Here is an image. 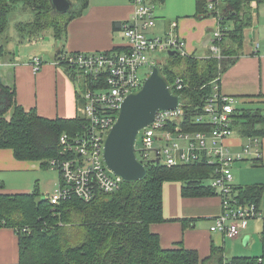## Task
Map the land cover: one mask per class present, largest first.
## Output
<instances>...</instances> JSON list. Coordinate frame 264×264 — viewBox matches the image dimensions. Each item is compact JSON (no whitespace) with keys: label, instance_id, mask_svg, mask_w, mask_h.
I'll use <instances>...</instances> for the list:
<instances>
[{"label":"trees","instance_id":"trees-1","mask_svg":"<svg viewBox=\"0 0 264 264\" xmlns=\"http://www.w3.org/2000/svg\"><path fill=\"white\" fill-rule=\"evenodd\" d=\"M254 1L258 5L261 0H224L220 5L222 34L215 40L220 48V59L211 52L203 57L175 52L158 64L173 93L184 104L186 116L181 123L186 129L202 128L191 121L190 115L202 110L213 92V81L242 53L244 30L252 24ZM17 2H22L33 13L31 21L18 24L21 41L24 38L30 41L46 30H51L53 38L60 41L69 21L84 11L89 0H71L72 7L64 13L55 11L50 0H0V38L8 26L9 12ZM153 2L161 5L165 0ZM195 16L211 17L204 0H196ZM3 49L4 44L0 46V54ZM122 49L123 46H117L112 50ZM61 52L59 49L55 59ZM63 66L74 81V71ZM178 77L184 82L181 90L174 87ZM261 97L264 96L255 98ZM75 100L77 103L76 94ZM234 115V130L240 136L264 137L261 108L236 106ZM83 124L78 114L71 118H46L33 109L26 111L16 102L15 86L6 84L0 77V149H11L17 160L40 161L43 169L49 168V160L61 156V134L71 135ZM144 166L147 173L143 179L122 182L120 188L111 193L97 190L89 201L73 195L51 205L47 197L41 195L37 183L30 192H0V227L12 228L17 235V264H264L263 226L261 252L255 256L226 258L223 248L213 244L209 256L202 259L196 250L181 243L163 248L151 225L166 221L164 184L179 182L181 196L187 199L217 197L206 183L212 167L199 162L172 166L147 163ZM234 189L243 202L260 206L263 189L260 184ZM178 220L184 228L194 221L189 217Z\"/></svg>","mask_w":264,"mask_h":264},{"label":"built area","instance_id":"built-area-1","mask_svg":"<svg viewBox=\"0 0 264 264\" xmlns=\"http://www.w3.org/2000/svg\"><path fill=\"white\" fill-rule=\"evenodd\" d=\"M224 0H204L207 12L216 19V26L210 39L211 54L220 59L221 52L215 40L222 29L219 23L220 5ZM132 15L121 22L124 38L120 51H62L56 65H66L74 71V83L79 89L77 114L84 121L81 129L74 133H62L60 155L49 160L50 168L59 173L57 186L46 196L51 205L61 199L76 196L85 201L93 198L95 192L111 193L123 182L113 175L103 161V145L125 97L143 84L151 72L152 65H158L163 57L160 52H178L185 56V41L174 32L176 22L170 24L165 36H149L147 31L154 26L153 4L146 0H132ZM34 72H38L44 60L33 56L29 60ZM1 65V62H0ZM146 68L148 72L144 73ZM220 77L213 81L212 94L206 99L202 110L190 115L193 123L201 125L199 130L186 129L184 104L174 109L159 110L154 120L141 128L142 146L136 149V157L142 164L158 163L166 166L206 163L212 167L207 185L213 188L220 199V213L210 225L211 232H218L228 238H235L249 227L250 221H259L264 227V208L255 203L242 201L234 189L232 165L242 161H257L261 157V138L242 137L239 144H230L233 137L234 114L238 100L220 90ZM176 90L184 87L182 78L174 81ZM172 90V86L170 85ZM173 92V90H172ZM238 149H232V146ZM24 230V229H23Z\"/></svg>","mask_w":264,"mask_h":264},{"label":"crops","instance_id":"crops-1","mask_svg":"<svg viewBox=\"0 0 264 264\" xmlns=\"http://www.w3.org/2000/svg\"><path fill=\"white\" fill-rule=\"evenodd\" d=\"M169 1H171L170 4L160 6L153 12L156 20L147 34L155 36V32L158 33L161 29L160 24L166 25L167 28L169 26L170 29V24L176 22L174 32L185 41L186 52L199 57L207 56L210 52L212 35L210 32L217 24L216 19L195 16L196 0H180L178 8L176 0ZM254 5H256L255 1L252 3L253 11L258 8ZM172 6L176 9L171 8ZM133 10L132 0H89L84 11L69 21L62 40L57 41L53 38L54 42H49L52 46L49 49L54 53L53 58L50 61L46 59L47 61H44L38 72L33 71L29 60L33 56L42 57L40 52V54L32 53L21 60L15 55L13 46L6 45L0 40V46L4 44V49L0 54V77L6 84L15 86L16 102L26 111L33 109L38 115L46 118L74 117L77 114L75 83L64 69L54 63L55 54L59 49L67 52H90L108 51L117 46H123L125 41L120 23L127 20ZM250 33L251 30L248 27L245 28L242 53L220 76L221 92L234 96L237 100L250 101L257 96H264V50L260 51L256 36L247 37ZM34 40L30 42H35ZM44 58L42 57L43 60ZM259 99H264V97ZM240 141L238 135L231 137L228 143L239 144ZM231 148L238 149L236 145ZM260 149L259 160L242 161L235 164L233 182L235 186L260 184L263 189L259 205L264 208V137L261 138ZM42 169L40 161L17 160L11 149L1 148L0 192L32 191L33 185L35 186L32 178ZM53 180L54 191L59 175L57 174ZM39 189L43 197L53 193L42 187L40 182ZM182 199L187 200L183 197ZM190 203L191 205L202 203L206 211L203 210L200 214L208 216H199L195 206L188 208L189 206L183 203L179 211L175 213L164 212L166 221L151 225V230L159 235L163 248L175 247L181 243L186 248L196 250L202 259L209 256L211 244H213L215 247H222L224 256L228 258L227 252L232 254L240 249L236 241L242 239L244 243L246 236L245 244L252 241L250 234L246 233L249 227L241 236L235 238H228L221 233L210 231L213 218L220 213L218 196L191 199ZM196 213L197 215L194 216ZM183 217L193 218L194 221L184 228L183 223L178 220ZM262 229L261 225L260 233ZM17 262V235L12 228L0 227V264H17Z\"/></svg>","mask_w":264,"mask_h":264},{"label":"rangeland","instance_id":"rangeland-1","mask_svg":"<svg viewBox=\"0 0 264 264\" xmlns=\"http://www.w3.org/2000/svg\"><path fill=\"white\" fill-rule=\"evenodd\" d=\"M147 1L153 4L154 12L160 6H164V5L171 3V1L165 0L166 2L159 5V4L152 2V0H147ZM176 2H177V8H178L180 5V0H176ZM254 7L257 9H254L253 11L254 20L252 19V24L248 27L251 30V33L247 37H252L253 35L256 36L257 40L259 41L260 51L262 52L264 50V0H261L260 3L258 5L257 4L254 5ZM171 8L176 9L173 6ZM195 12H196V7H195ZM32 19H33V13L28 8L24 7L22 2L15 3L14 6L12 7V10L9 12V15H8V26L6 28V31L1 35L0 40L6 45L8 44L10 46H13L15 55H17V57H19L21 60L25 59L28 55H32V53L40 52L42 57L43 58L45 57L44 61H47V60L50 61L51 58H53V54H54L53 51L49 49V48H52V46L49 45V42H52V43L54 42L53 41L54 39L52 36L53 32L51 30H46L42 32L41 34H39L36 38H34L35 42H30L26 38L22 39V41H20L19 39L20 32L18 30V24L21 22L24 23V22L31 21ZM155 20H156V16H154V21ZM160 27L161 29L158 30L159 32L158 33L155 32L156 34L154 35L162 36V37L167 35L168 31L170 30L169 26L167 28L166 25L163 26V24H160ZM211 34H212V31L210 32V35ZM155 56L156 57L158 56L160 58L163 57V59L166 58L165 52H160L156 54ZM60 68L65 70L63 65L60 66ZM143 72L147 73L148 70L144 68ZM75 88L76 90H78L79 89L78 85H76ZM237 106L238 107L249 106L253 108H261L262 111L264 112V99L257 98V99H252L250 101L238 99ZM142 134L143 132L141 131L136 137V141H135L136 149H140L142 146V142H141ZM238 135L239 133L235 131L232 136L237 137ZM235 164L232 165V173H233V168ZM57 174L58 172L53 168L49 167L47 169H42L41 171H39V173L34 174V177L32 178V182L35 181L33 184L37 183L38 187H39V182H40L42 187H44L46 190H49L51 193L53 192V189H54L53 179L57 176ZM190 201L191 199H187V200L182 199L181 193H180L179 182L169 181L164 184V187H163L164 212L175 213L179 211L181 204L183 203L184 205L189 206L188 208L195 206L196 207L195 210L199 216L200 215L208 216L206 214H200L203 212V210L206 211L205 206H203L202 203L191 205L192 202L190 203ZM197 213L194 214V216L197 215ZM206 213H209V212H206ZM249 228L250 229L246 231V233L250 234L252 241L248 244L243 243L242 239H239L238 241H236L238 246H240V249H238L239 251L237 250L238 252H234L232 254L227 252L228 258H231L232 256H255V255L260 254L261 245H260L259 233H260L261 225L257 221H250Z\"/></svg>","mask_w":264,"mask_h":264},{"label":"water","instance_id":"water-1","mask_svg":"<svg viewBox=\"0 0 264 264\" xmlns=\"http://www.w3.org/2000/svg\"><path fill=\"white\" fill-rule=\"evenodd\" d=\"M55 11L64 13L72 7L71 0H50ZM174 51H169L171 55ZM180 97L174 94L158 65L141 87L129 93L121 104L116 122L112 125L103 145L106 168L123 182L143 179L147 170L136 157L135 141L138 131L149 125L159 110L174 109ZM247 236L244 238L246 243Z\"/></svg>","mask_w":264,"mask_h":264}]
</instances>
